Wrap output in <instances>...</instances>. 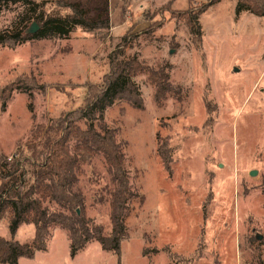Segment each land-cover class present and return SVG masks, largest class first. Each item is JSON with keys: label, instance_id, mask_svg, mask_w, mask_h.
Returning <instances> with one entry per match:
<instances>
[{"label": "rangeland", "instance_id": "obj_1", "mask_svg": "<svg viewBox=\"0 0 264 264\" xmlns=\"http://www.w3.org/2000/svg\"><path fill=\"white\" fill-rule=\"evenodd\" d=\"M33 1H44L46 12L60 15L70 11L64 3H80L91 16L107 5ZM209 1L170 0L142 9L117 0L107 30L76 26L66 38L0 47V98L13 83L36 88L32 99L14 91L4 109L0 102V162L20 159L23 168L27 159L36 162L29 143L40 148L42 130L80 110L89 88L102 84L109 55L123 36L133 37L125 58L136 56L147 68L132 78L140 109L120 100L103 111L138 194L125 219L120 259L94 241L71 258L66 233L54 228L46 251L19 264H264V17L236 14V0H220L198 14ZM29 7H3L0 30L28 29L32 23L23 18ZM195 14L198 36L188 25ZM148 70L168 73L179 97L157 104ZM157 135L171 149L169 171L158 154ZM106 178L96 158L85 167L80 188L86 215L109 234V207L106 199L97 201ZM33 234V225L23 224L13 240L24 242ZM0 236L9 239L6 219Z\"/></svg>", "mask_w": 264, "mask_h": 264}, {"label": "trees", "instance_id": "obj_2", "mask_svg": "<svg viewBox=\"0 0 264 264\" xmlns=\"http://www.w3.org/2000/svg\"><path fill=\"white\" fill-rule=\"evenodd\" d=\"M218 2L220 0H210L198 14ZM17 3L32 6L23 20L35 22L39 29L33 34L26 33V25L0 30V47L13 48L28 41L53 37L66 38L76 26L87 31L110 28L107 5L97 16H91L80 3H64L70 10L68 13L51 14L43 9L44 1L37 4L33 0H0V10ZM263 3L264 0H236L235 13L249 12L264 17ZM198 14L188 20L190 32L196 36L201 34ZM132 48L133 37L123 36L109 55V71L103 76L102 84L98 88H89L84 106L58 119L53 129L45 127L40 148L33 141L29 143L28 149L36 162L27 159L24 168L20 159L0 162V221L7 220L9 235V239L0 236V264H19L22 258L32 259L36 252L46 251L54 228L66 233L71 258L94 241L103 251L120 259L121 242L127 237L125 219L138 194L130 185L124 153L116 142L114 130L105 124L103 111L120 100L137 109L142 107L140 93L132 78L147 72V68L136 56L125 58ZM147 74L148 81L154 86L157 104L161 105L168 97H179L180 88L174 89L164 70H148ZM35 89L25 83H13L0 98L2 109L12 92L25 93L32 99ZM157 138L160 142L158 154L169 171L171 149L158 135ZM96 158L102 159L107 173L103 194L97 201L106 199L109 207V234L86 215V199L80 188L85 167L93 166ZM23 224L33 225V237L24 242L13 240Z\"/></svg>", "mask_w": 264, "mask_h": 264}, {"label": "crops", "instance_id": "obj_3", "mask_svg": "<svg viewBox=\"0 0 264 264\" xmlns=\"http://www.w3.org/2000/svg\"><path fill=\"white\" fill-rule=\"evenodd\" d=\"M107 1V6H108V18L109 20L112 19V15L115 12H112V6L115 5L117 3V0H106ZM170 0H130V4H135L138 7H141L142 9L145 8L146 5L151 4V3H161V4H165ZM109 6L111 7V11L109 13ZM121 16H123L122 12L120 13ZM258 18V17H256Z\"/></svg>", "mask_w": 264, "mask_h": 264}, {"label": "water", "instance_id": "obj_4", "mask_svg": "<svg viewBox=\"0 0 264 264\" xmlns=\"http://www.w3.org/2000/svg\"><path fill=\"white\" fill-rule=\"evenodd\" d=\"M263 6H264V3H263ZM38 29H39L38 25H37L35 22H33V23L29 26V28L26 30V33H28V34H33V33H35ZM251 175L254 176V175H255V172H251Z\"/></svg>", "mask_w": 264, "mask_h": 264}]
</instances>
